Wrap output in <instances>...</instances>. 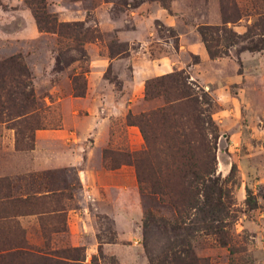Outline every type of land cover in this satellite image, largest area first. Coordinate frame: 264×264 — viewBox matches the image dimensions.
I'll use <instances>...</instances> for the list:
<instances>
[{
  "label": "rangeland",
  "instance_id": "1",
  "mask_svg": "<svg viewBox=\"0 0 264 264\" xmlns=\"http://www.w3.org/2000/svg\"><path fill=\"white\" fill-rule=\"evenodd\" d=\"M10 58L29 74L32 111L24 124L0 106V264L73 247L85 264H149L185 246L209 264H264V0H0V63ZM178 70L212 103L209 195L228 206L217 236L153 194L178 181L162 146L126 163L145 148L127 116L163 104L145 82ZM14 85L5 77L1 100L27 92Z\"/></svg>",
  "mask_w": 264,
  "mask_h": 264
},
{
  "label": "trees",
  "instance_id": "2",
  "mask_svg": "<svg viewBox=\"0 0 264 264\" xmlns=\"http://www.w3.org/2000/svg\"><path fill=\"white\" fill-rule=\"evenodd\" d=\"M157 1L162 2L163 0ZM39 2L42 3L43 0ZM227 9V6L220 5L223 23L232 19L226 16ZM34 19L39 31L50 32L48 28L39 25L35 15ZM197 32L207 55L210 58L218 57L219 53L213 51L209 44L210 28L200 26ZM126 52L127 49H123L119 53ZM116 54L112 46L108 47L110 57ZM16 60L10 58L0 63V70H3L0 72V83L4 84L5 77H9L10 82H14L15 88L18 89L20 85L27 92H19L20 97L7 95L3 97V100L0 98V106L3 103L6 105V116L11 119L24 116V124H26L27 120H30L32 111V93L29 74L25 67ZM144 97L146 99L160 97L163 104L146 113L127 116L126 124L138 128L145 148L139 155L136 153L128 156L130 159L126 163L137 169L138 163H141L139 156L141 158L148 156L154 150L156 143L162 146L161 152L167 159L165 169L166 171L170 169L171 173H168L172 177L175 174L178 181L172 183L173 187L169 189L168 194L162 193L159 188L153 194L162 198L166 197L177 216L189 220L193 228L219 235L228 206L227 202L224 203L220 199L212 201L209 195L214 188L212 178L216 165L214 156L216 127L210 116L212 111L210 99L192 83L183 70L172 71L147 80L144 85ZM25 129L31 134L32 131L38 129V124L37 122L31 123ZM171 193L177 195L178 200H172L169 197ZM245 201L248 207H254L250 194H247ZM143 246L146 247L145 244ZM81 252L82 249L79 247L51 253L28 251L24 252V264H85L78 255ZM148 262L149 264H209L206 259L194 257L186 246L177 251L174 248H167L160 257L148 258Z\"/></svg>",
  "mask_w": 264,
  "mask_h": 264
},
{
  "label": "crops",
  "instance_id": "3",
  "mask_svg": "<svg viewBox=\"0 0 264 264\" xmlns=\"http://www.w3.org/2000/svg\"><path fill=\"white\" fill-rule=\"evenodd\" d=\"M29 26H30V24H29Z\"/></svg>",
  "mask_w": 264,
  "mask_h": 264
}]
</instances>
